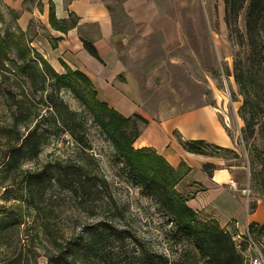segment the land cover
Segmentation results:
<instances>
[{"label": "trees", "instance_id": "1", "mask_svg": "<svg viewBox=\"0 0 264 264\" xmlns=\"http://www.w3.org/2000/svg\"><path fill=\"white\" fill-rule=\"evenodd\" d=\"M225 6L230 38L240 47L233 74L244 95L240 111L247 141L258 125L264 129V0H225ZM244 9L246 33L238 24ZM0 21L7 24L1 8ZM51 22L64 30L76 24L58 22L53 12ZM84 45L100 58L92 42L84 40ZM65 66V72L57 71L19 25L0 26V99L7 110L0 113V264H39L41 250L48 264H250L248 252L254 245L264 257V223L251 222L238 240L237 232L218 219L203 218L179 189L191 168L184 162L175 167L153 147H136L139 122L148 120L138 113L124 115L99 97L86 72ZM63 88L86 111L72 108L61 95ZM90 120L124 161L129 179L164 209L174 239L185 247L183 257L147 247L131 227L93 151ZM66 132L72 137L73 146L66 144L70 152L54 150L50 160L40 163L46 145ZM178 138L194 153L234 151L204 139ZM28 161L34 167H26ZM216 168L204 164L209 175ZM68 203L97 219L68 234L59 220Z\"/></svg>", "mask_w": 264, "mask_h": 264}, {"label": "crops", "instance_id": "2", "mask_svg": "<svg viewBox=\"0 0 264 264\" xmlns=\"http://www.w3.org/2000/svg\"><path fill=\"white\" fill-rule=\"evenodd\" d=\"M18 13L17 23L33 37V45L59 72L68 65L86 72L94 81L99 97L126 116L135 113L148 120L141 122L136 147H153L175 166L184 162L190 171L179 184L189 204L203 218H216L222 226L242 238L253 221L264 223V200L247 188V167L236 158L190 152L184 139H204L219 146L237 149V138L224 121L217 105L203 102L185 109L171 107L175 98L153 95L150 85L134 71L132 50L135 39L163 37L162 49L168 53L181 47L184 38L181 20L166 8L167 0H3ZM205 0H203L204 2ZM58 22L75 25L67 30ZM84 40L96 47L100 58L85 47ZM202 98L200 97V100ZM159 102L157 106L152 102ZM169 103V104H166ZM218 168L213 175L204 164ZM236 182V186L232 185ZM181 187V188H180ZM249 189V192H248ZM253 202V206H252Z\"/></svg>", "mask_w": 264, "mask_h": 264}, {"label": "rangeland", "instance_id": "3", "mask_svg": "<svg viewBox=\"0 0 264 264\" xmlns=\"http://www.w3.org/2000/svg\"><path fill=\"white\" fill-rule=\"evenodd\" d=\"M167 2L173 4L166 5V8L171 9L170 11L182 21L184 38L181 47L171 53L164 51L162 49L164 39L161 35L141 42L135 39L137 43L133 45L134 48H130L133 53L134 71L144 82V87L147 83H152L151 93L157 97L170 99L184 95L183 99H186L187 96V101H171V107L185 109L203 102L217 105L238 142V150L222 155L226 158H236L239 163L245 164L249 176L247 188L253 196L264 200V173H261L264 170L262 165L264 129L258 125L254 136L247 141L243 138L242 130L246 123L240 109L244 95L240 93L233 74L236 52L240 47L230 38L225 21V0L204 2L203 0H167ZM0 8L7 20V24L0 21V26L3 28L8 25L18 26V13L10 10L3 0H0ZM238 24L246 33V9L241 11ZM61 95L72 108L86 111L70 89L63 88ZM158 103L152 102L155 106ZM0 113L3 115L7 113L5 103L1 99ZM89 123V137L94 145L93 151L100 160L103 173L111 183L114 197L125 207L131 227L144 240L147 247L168 253L175 259L183 257L185 247L174 239L172 223L164 209L154 197L143 193L137 183L129 179L125 163L117 155L112 143L107 140L98 125L92 120ZM63 138L69 142L63 141ZM66 144L73 146L72 137L67 132L46 145L40 155V163L50 160L54 150L56 154L70 152ZM26 167H34L33 161H28ZM2 191L3 188L0 186V193ZM62 209L64 211L59 216L60 226L68 234L74 228L80 229L85 222L97 219L96 216L89 217L85 211L78 210L70 203L65 204ZM260 251V248L254 245L248 252L250 261ZM41 253L39 264H48L43 250Z\"/></svg>", "mask_w": 264, "mask_h": 264}, {"label": "built area", "instance_id": "4", "mask_svg": "<svg viewBox=\"0 0 264 264\" xmlns=\"http://www.w3.org/2000/svg\"><path fill=\"white\" fill-rule=\"evenodd\" d=\"M232 185L235 187L236 186V182H232ZM250 264H264V257L262 255V253L260 252L256 257L251 259V263Z\"/></svg>", "mask_w": 264, "mask_h": 264}]
</instances>
